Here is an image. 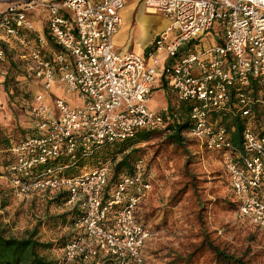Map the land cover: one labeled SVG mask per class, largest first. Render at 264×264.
I'll return each mask as SVG.
<instances>
[{"label":"built area","instance_id":"2783aa9c","mask_svg":"<svg viewBox=\"0 0 264 264\" xmlns=\"http://www.w3.org/2000/svg\"><path fill=\"white\" fill-rule=\"evenodd\" d=\"M125 4L126 0H8L0 12V84L7 73L8 39L20 38L23 28L33 29L31 13L47 11L48 33L60 50L48 58L42 49L32 48L27 69L47 89L59 83L83 100L82 106L72 107L58 97L50 105L38 95L30 109L37 133L13 145L15 162L10 166V182L19 195L67 189L72 194L67 205L82 203L85 214L75 224L81 235L63 249L68 263L110 255L120 264H146L144 250L151 233L137 220L136 211L152 183L145 181L139 162L106 197L108 165L74 179L56 177L50 168L48 177L24 179L34 166L62 153L89 151L125 138L138 128L163 125V112L151 109L148 102L165 59H176L163 71L171 91L178 100L193 104L196 125L185 135L203 141L211 151L229 143L225 128L213 127L209 113L225 109L236 87L243 113L248 114L252 99L246 88L253 79L264 80V0H143L146 12L168 20L146 55L115 48ZM217 23L223 40L198 49ZM244 137L243 165L228 149L222 163L242 201L241 211L264 230V134L248 129Z\"/></svg>","mask_w":264,"mask_h":264},{"label":"trees","instance_id":"16d2710c","mask_svg":"<svg viewBox=\"0 0 264 264\" xmlns=\"http://www.w3.org/2000/svg\"><path fill=\"white\" fill-rule=\"evenodd\" d=\"M220 27L221 25L217 23L213 29V33L218 37L219 41H222L223 34ZM20 37L24 38L28 45L24 48L23 52L17 54L16 59L11 55V51H17L18 49H12L7 43L5 45L7 73L1 81L0 91L3 97L2 104L6 105L10 103V99L14 97V94L19 92L18 84L22 82L21 80H24L21 84L26 86L30 81L29 75L35 78L33 74L29 73L28 75L23 73L21 67H27L32 48L41 49L38 39L30 30L21 29ZM205 41V39H202L200 41V46L197 48L200 49L207 46V41ZM24 55H26L27 58H24ZM175 60L176 59L173 58L168 66L170 67ZM246 92L252 99L248 114L243 113L244 107L239 102L236 87H233L232 98L227 107L220 111H211L208 115V120L213 127H223L226 130V141L229 145L224 146L222 150L211 151L204 146L203 141L186 137L185 132L194 128L196 125L192 113L193 104L180 101L176 95H173L175 101L173 104H170L168 111H161L164 114L165 120L163 125L152 129L138 128L133 134L125 138L105 142L93 147L89 151L83 152L78 150L72 154L62 153L57 157L51 158L44 164L34 166L32 172L28 176L29 178L24 177V179L34 180L39 175L46 177L49 168L54 170V175L56 177L74 179L84 176L102 166L108 165L109 182L104 193V196L107 197L109 192L121 182L125 176L133 174L137 164L142 162L144 179L152 183L155 175L151 161L146 158L144 144L158 135L164 137L165 144L170 146L175 145V149L195 144L203 148L205 150L204 153H215L219 156L221 161L224 151L227 149L231 150L234 154L235 162L238 163L239 166H242L246 154L244 137L246 131L251 129L258 135L264 134V80L253 79L251 84L246 88ZM22 96H24V103H22L21 107L30 111L32 106L35 105V97L33 100H29L28 92H25ZM27 133H30V136L37 133L34 124H32L29 130L20 129V132L9 131L7 128L0 126V177H7L10 179V166L15 162V155L12 150L13 145L27 138L29 136ZM19 134H21L20 137ZM89 158H93V161L87 164L86 160ZM220 175V180L227 187V196L223 200L226 208L230 209L231 205L236 208L242 220L241 223L250 230L248 236L249 242L258 240L264 245V230L241 211L242 201L236 194L231 176L224 167ZM151 191L148 197L139 203L136 211L137 220L144 227L149 229L151 233L145 248L147 244H149V241H151L154 232V229L148 223V214L144 210ZM15 194L16 189L13 185H11V187L8 186V189L0 188V209L8 207L11 203L10 198ZM71 195V192L67 189L53 191L48 188L37 191L31 199V206L40 207L45 205V215L47 216L40 220L32 231H28L21 236L9 233L8 227L0 225V264H120V260L117 257L110 255L101 256L93 262H86L79 257L76 262L68 263L64 255L61 259H51L43 252L54 246L64 249L75 237L81 235L82 229L75 227L76 222L85 214V209L80 201L73 207H68L59 214H50L49 211L50 205H67L68 201L71 199ZM43 224H47L49 227H56L57 225L69 226L70 231L66 236L58 239L56 243L44 242L38 237V233ZM220 229L223 231V228ZM206 237L207 239L199 246L200 248L197 245H193V248L186 253L172 250L174 254L172 258L176 260L169 261L168 264H191V262L197 261L201 257V253L205 250H211L216 260L224 261L227 264H251L253 257L249 255L251 252L250 245H247L242 251H232L220 246L221 244L214 231L207 232ZM263 253L264 251H262V254ZM198 261L200 262V260ZM145 263L147 264L146 254Z\"/></svg>","mask_w":264,"mask_h":264},{"label":"rangeland","instance_id":"374dc122","mask_svg":"<svg viewBox=\"0 0 264 264\" xmlns=\"http://www.w3.org/2000/svg\"><path fill=\"white\" fill-rule=\"evenodd\" d=\"M126 2L129 4L132 0H126ZM7 3L8 0H0V7L3 6L5 9ZM133 19L134 11L129 13L127 22L132 23ZM163 19L161 14H148L146 20L148 33L153 34ZM137 29L138 26H136ZM212 41L208 39L206 44ZM11 44L12 46L8 43L12 49H18L11 51V55L16 59L17 54L23 52L24 45L19 42L17 44L16 40L11 41ZM21 70L28 75L30 73L27 67L22 66ZM29 76L30 81L26 86L21 84L24 80L18 84L19 92H15L8 105L0 104V126L9 131L29 130L33 124L30 111L21 107L24 103L22 95L25 92H28L29 100L35 97L34 85L37 79ZM158 92L160 91L153 94L149 107L160 110L165 99L160 98ZM0 95L3 100L1 91ZM48 95L49 101L61 97L72 107L81 104V100L75 97L73 92L65 90L63 86L55 92L52 88L48 89ZM164 141V137L158 135L144 144L146 158L151 161L155 175L152 191L144 208L149 217L148 223L154 229L153 237L145 248L147 264H168L169 261H175L176 259L172 258L173 251L186 253L193 248V245L199 247L207 239L206 233L209 231L216 233L220 246L225 249L242 251L250 245L249 255L253 257L251 264H264V253L262 254L264 245L258 240L248 241L250 230L241 223L242 220L236 208L231 205L230 209H227L223 203L227 196V187L220 180L223 163L219 156L211 152L204 153L205 150L195 144L175 149V145H167ZM92 161L93 158H89L86 163L90 164ZM11 185L9 178L0 177V188L8 189ZM32 197H25L16 192L10 198V205L0 209V225L8 227L9 233L21 236L32 231L39 221L47 216L45 205L31 206ZM68 207L70 206L53 204L50 205L49 211L50 214H59ZM111 214L114 216L115 211ZM220 228H223V231ZM69 231V226L49 227L43 224L38 237L44 242L56 243ZM43 252L51 259H61L64 255L63 249L56 246ZM200 256L198 259L200 262L195 260L191 264H227L216 260L211 250L203 251Z\"/></svg>","mask_w":264,"mask_h":264},{"label":"crops","instance_id":"0c3cea01","mask_svg":"<svg viewBox=\"0 0 264 264\" xmlns=\"http://www.w3.org/2000/svg\"><path fill=\"white\" fill-rule=\"evenodd\" d=\"M126 4L121 13L123 17V23L114 36L115 48L116 50L120 52H125L127 50H133L134 52L140 55H146L148 51L151 49V46L156 36L167 26L168 20L163 16L164 19L161 25L159 26V28L153 34H150L148 33L147 28H146V20H147L148 14H151V13H148L145 11L143 0H132V2H130L127 5ZM3 10H4V7L3 9H0V12ZM132 11H134V19L132 23H128L127 18L129 16V13ZM29 17L33 21V25H34L33 29L30 31L34 33L35 37L38 39L43 55L48 58L52 57L56 52L60 50V48L56 45L55 41L48 33L47 11L33 12L30 14ZM136 26H138L137 30H136ZM216 37L217 36H215L214 33L212 32V33L207 34L203 39H205L206 41L208 39H212L213 40L212 43L207 44V45H211L219 41V39H217ZM13 40H16L17 44L18 42L20 44H23L24 48L25 46L28 45L27 41L22 37L18 39L9 38L7 44L9 43V45L12 46L11 41ZM172 59L173 58L165 59L162 61L159 67L158 76L153 84L152 94L148 102V106H149L150 101L152 100L153 94L156 91H160L158 92V96L160 98H164L165 103L160 110L154 109L153 107L150 106L151 109H154L157 111H163L164 109L170 107V104L171 103L173 104V102L175 101L174 96H173L175 94L171 91L167 83L168 75L167 74L164 75V72H163L166 65H169ZM59 87L62 88V85L59 83L54 84L52 87L53 92L58 90ZM34 89L36 91L35 104L37 102L36 97L38 95H41L43 101L49 103L50 105H53L54 100L49 101L48 89L46 88L44 81L37 79V82L34 85ZM73 94L75 97L81 100L80 106H82L83 100L80 98V96L77 93L73 92Z\"/></svg>","mask_w":264,"mask_h":264}]
</instances>
